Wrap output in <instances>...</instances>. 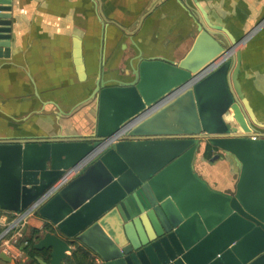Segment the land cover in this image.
Segmentation results:
<instances>
[{
    "label": "water",
    "instance_id": "1",
    "mask_svg": "<svg viewBox=\"0 0 264 264\" xmlns=\"http://www.w3.org/2000/svg\"><path fill=\"white\" fill-rule=\"evenodd\" d=\"M200 9L182 59L139 48L129 79L98 74L79 103L94 104L87 132L0 137V210L28 208L87 161L38 210L46 223L34 247L48 253L39 264H63L76 244L105 264H264V123L243 94L235 51L248 35L236 40ZM11 11L12 1L0 0V56L11 46ZM209 145L211 161L231 162L234 190L215 189L196 171Z\"/></svg>",
    "mask_w": 264,
    "mask_h": 264
},
{
    "label": "crops",
    "instance_id": "2",
    "mask_svg": "<svg viewBox=\"0 0 264 264\" xmlns=\"http://www.w3.org/2000/svg\"><path fill=\"white\" fill-rule=\"evenodd\" d=\"M11 1V46L0 56V137L51 134L60 127L87 132L94 104L79 103L98 74L129 79L139 48L145 55L182 59L198 33L194 8L199 7L236 40L248 35L235 49L241 52L238 78L264 123V0H189L191 9L176 0ZM224 164L200 152L195 169L213 188L232 191L238 176ZM45 223L35 215L24 237L43 232ZM26 246H13L11 260L0 256V264L28 262Z\"/></svg>",
    "mask_w": 264,
    "mask_h": 264
},
{
    "label": "built area",
    "instance_id": "3",
    "mask_svg": "<svg viewBox=\"0 0 264 264\" xmlns=\"http://www.w3.org/2000/svg\"><path fill=\"white\" fill-rule=\"evenodd\" d=\"M124 133H118L107 138L100 146V151L105 150L119 140ZM87 162V161H86ZM86 162H82L74 167L66 169L62 176L51 185L42 195H40L28 208L20 211L0 210V252L4 251L8 255H12L11 248L17 246L24 237L26 227L32 217L38 214L39 208L47 202L55 193H57L64 185L72 180ZM94 264H105L104 261L95 255Z\"/></svg>",
    "mask_w": 264,
    "mask_h": 264
},
{
    "label": "trees",
    "instance_id": "4",
    "mask_svg": "<svg viewBox=\"0 0 264 264\" xmlns=\"http://www.w3.org/2000/svg\"><path fill=\"white\" fill-rule=\"evenodd\" d=\"M213 155V147L208 146L205 153V158L210 160ZM39 230H33L32 234L24 237L20 240L19 244L27 243L24 251L29 257L28 262H20L19 264H39L36 260V256H43L44 258L48 257L47 252H40L34 247V242ZM95 255L92 251L86 248L83 245L76 244L73 252L68 256L63 264H94Z\"/></svg>",
    "mask_w": 264,
    "mask_h": 264
},
{
    "label": "flooded vegetation",
    "instance_id": "5",
    "mask_svg": "<svg viewBox=\"0 0 264 264\" xmlns=\"http://www.w3.org/2000/svg\"><path fill=\"white\" fill-rule=\"evenodd\" d=\"M224 162H225V164H224V165H226L227 167H229V166L231 165V162H230V161H228L227 159H224Z\"/></svg>",
    "mask_w": 264,
    "mask_h": 264
},
{
    "label": "bare ground",
    "instance_id": "6",
    "mask_svg": "<svg viewBox=\"0 0 264 264\" xmlns=\"http://www.w3.org/2000/svg\"><path fill=\"white\" fill-rule=\"evenodd\" d=\"M100 149H101V148H99V149H98V151H96V153H97V152H99V151H100ZM84 162H85V161H83V163H84Z\"/></svg>",
    "mask_w": 264,
    "mask_h": 264
}]
</instances>
